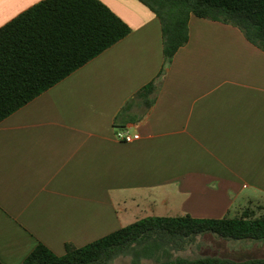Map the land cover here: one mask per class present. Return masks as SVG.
Returning <instances> with one entry per match:
<instances>
[{"label": "crops", "instance_id": "obj_1", "mask_svg": "<svg viewBox=\"0 0 264 264\" xmlns=\"http://www.w3.org/2000/svg\"><path fill=\"white\" fill-rule=\"evenodd\" d=\"M37 1L0 0V26ZM101 1L129 33L0 121L2 264L39 242L62 254L147 216L264 205V51L231 24L191 15L187 42L165 63L149 7ZM152 80L145 104L136 92ZM121 129L139 137L119 139ZM152 243L114 264L264 257V240L212 233L180 248Z\"/></svg>", "mask_w": 264, "mask_h": 264}, {"label": "trees", "instance_id": "obj_2", "mask_svg": "<svg viewBox=\"0 0 264 264\" xmlns=\"http://www.w3.org/2000/svg\"><path fill=\"white\" fill-rule=\"evenodd\" d=\"M139 1L160 22L165 63L187 42L191 15L231 24L264 51V0ZM129 31V25L101 0H39L2 24L0 121ZM155 90L152 80L136 94L149 104ZM203 233L227 240H264V205L246 206L234 216L219 218L147 216L82 246L65 243L62 254L39 242L20 264H108L149 240L153 247L170 244L180 248ZM157 264H264V257L175 258Z\"/></svg>", "mask_w": 264, "mask_h": 264}, {"label": "built area", "instance_id": "obj_3", "mask_svg": "<svg viewBox=\"0 0 264 264\" xmlns=\"http://www.w3.org/2000/svg\"><path fill=\"white\" fill-rule=\"evenodd\" d=\"M116 136L119 139H122V140L128 142V141H132L134 139H137L139 137V133H137V132L131 133L128 130L121 129V130L117 131Z\"/></svg>", "mask_w": 264, "mask_h": 264}, {"label": "rangeland", "instance_id": "obj_4", "mask_svg": "<svg viewBox=\"0 0 264 264\" xmlns=\"http://www.w3.org/2000/svg\"><path fill=\"white\" fill-rule=\"evenodd\" d=\"M142 249L141 246L138 245H134L132 246L131 250L129 251V256L132 257L133 259H136L137 257H139L140 254V250ZM126 259V260H125ZM123 261L124 264H130L129 262H127L128 258H125ZM112 262V263H111ZM114 264L116 263V260L114 258V260H111L108 264Z\"/></svg>", "mask_w": 264, "mask_h": 264}]
</instances>
